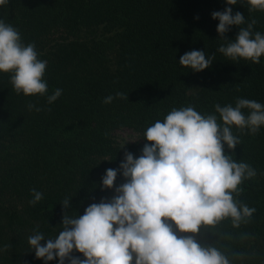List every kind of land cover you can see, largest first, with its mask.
<instances>
[{
    "label": "trees",
    "instance_id": "16d2710c",
    "mask_svg": "<svg viewBox=\"0 0 264 264\" xmlns=\"http://www.w3.org/2000/svg\"><path fill=\"white\" fill-rule=\"evenodd\" d=\"M226 7L224 0H9L0 6V19L19 31L25 45L34 42L39 59L48 62L47 95L63 90L47 105L46 96L17 95L10 74L0 73V248L11 246L0 252V264H44L27 245L33 230L58 235L66 197L69 215L77 216L110 200L125 181L118 171L113 189L101 191L106 170L118 169L125 151L139 157L147 127L173 108L191 105L208 115L215 114V104L234 106L238 97L264 104V56L252 64L216 52L211 67L199 73L178 64L185 52L211 56L221 39L235 40L239 27L220 38L218 21L211 19ZM236 12L255 18L254 31L264 34V12L249 13L239 2L232 6ZM116 92L128 100L103 103ZM29 103L51 111H29ZM123 128L144 142L121 149L112 133ZM233 134L242 142L232 152L225 146V154L256 169L239 197L256 212L247 226L232 229L224 221L216 235L196 239L216 242L230 257L244 253L234 264H264V126L254 136L235 128ZM32 189L44 194L36 205L29 203Z\"/></svg>",
    "mask_w": 264,
    "mask_h": 264
},
{
    "label": "clouds",
    "instance_id": "9594fccd",
    "mask_svg": "<svg viewBox=\"0 0 264 264\" xmlns=\"http://www.w3.org/2000/svg\"><path fill=\"white\" fill-rule=\"evenodd\" d=\"M224 2L228 7L213 12L211 19L218 21L220 38L233 26L239 27L235 40L221 39L224 43L211 56L203 50L185 52L178 62L182 68L202 72L211 67L216 52L232 61L260 63L264 34L254 31L255 18L233 14L232 6L239 2L249 13L264 12V0ZM8 3L0 0V6ZM47 64L39 59L34 42L25 45L19 31L0 19V73L10 74L9 83L17 95L46 96L47 105L62 95L59 88L47 95L43 78ZM114 99L128 100V94L116 92L103 103ZM27 107L29 111H51L33 103ZM214 113L202 115L189 105L173 108L162 121L156 120L143 133L146 143L139 157L125 151L118 169L109 168L102 177L101 191L113 189L118 171L125 181L115 188L112 198L90 204L77 216L69 215L70 197H66L61 204L59 234L46 237L34 229L27 238L29 251L34 250L35 258L44 264L53 260L58 264H234L243 260L242 252L230 257L216 242L202 243L196 237L203 240L205 235H216L214 230L224 221L232 229L252 222L256 209L239 197L241 185L253 180L257 171L225 154V146L232 152L242 142L233 128L241 135L259 132L264 126V104L238 97L234 106L215 104ZM43 195L32 189L29 203L36 205ZM247 236L242 234L241 240ZM10 247L5 244L0 252ZM73 251L83 259L72 256Z\"/></svg>",
    "mask_w": 264,
    "mask_h": 264
},
{
    "label": "rangeland",
    "instance_id": "374dc122",
    "mask_svg": "<svg viewBox=\"0 0 264 264\" xmlns=\"http://www.w3.org/2000/svg\"><path fill=\"white\" fill-rule=\"evenodd\" d=\"M113 140L121 145L127 144H135V143H143L142 137L136 133L135 131L123 128L116 130L112 133ZM136 141V142H135ZM129 142V143H128ZM134 142V143H132Z\"/></svg>",
    "mask_w": 264,
    "mask_h": 264
}]
</instances>
